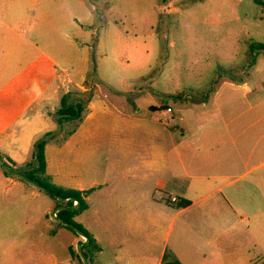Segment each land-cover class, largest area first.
<instances>
[{
    "label": "crops",
    "instance_id": "obj_1",
    "mask_svg": "<svg viewBox=\"0 0 264 264\" xmlns=\"http://www.w3.org/2000/svg\"><path fill=\"white\" fill-rule=\"evenodd\" d=\"M9 3L0 0V34L11 28L4 10ZM250 55L248 70L251 64L257 66L256 52ZM87 63L85 57L83 67L73 75L78 93L72 102L83 105L75 127L60 142L50 139L44 146L45 174L53 184L89 190L86 208L72 218L99 247L87 264H160L165 249L181 264H264L249 255L246 248L250 245L243 246L251 238V225L235 230L228 220L240 213L248 221H256L254 228L264 231V95L260 97L255 85L245 81L224 83L231 96L223 101L232 104L242 99L245 108L206 118L202 113L206 104L196 99L201 103L193 105L195 112L189 109L174 116L180 125L175 136V129H169L154 114L138 117L140 108L134 102L133 111L127 113L103 98L92 82H87ZM39 69L36 64L23 67L25 74L14 88L13 100L6 92L9 87L2 83L0 133L16 125L22 129L28 126L33 135L57 129L45 128L47 119L39 113L26 115L45 89ZM253 74L264 85V61ZM238 90L240 98L234 95ZM248 95L254 97L252 104ZM114 98L117 103L129 100L123 95ZM158 108L163 109L162 115L173 113L166 105L148 109ZM217 115L220 117L215 118ZM7 158L15 165L26 163L12 155ZM12 183L21 184L17 180ZM171 197L177 201L170 202ZM182 201L185 206L178 207ZM173 227L176 234L169 249ZM45 228L52 254L45 264H76L72 251L82 238L57 222ZM198 238L205 244L197 248ZM203 247L213 248L212 256ZM234 247L242 248L236 251L237 257Z\"/></svg>",
    "mask_w": 264,
    "mask_h": 264
},
{
    "label": "rangeland",
    "instance_id": "obj_2",
    "mask_svg": "<svg viewBox=\"0 0 264 264\" xmlns=\"http://www.w3.org/2000/svg\"><path fill=\"white\" fill-rule=\"evenodd\" d=\"M7 6L4 10L11 28L0 34V87L2 83L9 87L6 92L13 100L14 88L25 74L23 67L38 65L41 87L49 90L41 91L26 115L39 113L47 119L45 128H57L52 138L56 142L77 123L73 119L58 125L55 111L61 97L71 103L77 95L73 75L83 67L85 57L87 82H92L103 98L127 113L133 111L134 102L140 108L138 117L154 114L169 129H175V136L180 125L174 116L194 111L193 105L201 103L196 99L206 104L202 109L206 118L245 108L242 99L232 104L223 101L231 96L224 83L245 81L255 85L260 97L264 95V85L253 74L264 61L263 53L256 52L257 66L246 67L253 58L248 45L264 43V7L252 0H10ZM248 72L250 77L245 79ZM116 95L129 100L117 103ZM234 95L240 98L241 91ZM246 98L253 103L252 95ZM151 105H166L173 113L162 115L163 109L151 111ZM42 135L31 134L28 126H12L0 133V156L8 161L12 155L27 162L34 142ZM8 162L16 169L22 165ZM14 180L21 184L16 186ZM55 202L36 185L5 174L0 164V264L50 262L45 226L55 223L51 217ZM228 220L235 230L251 225V238L243 246L250 245L246 248L249 255L263 261L264 231L253 227L256 221L250 222L240 213ZM175 234L173 227L169 249ZM198 239L197 248L205 244L203 238ZM238 242L235 240V246ZM255 242L257 247H252ZM239 249L233 248L235 257ZM202 250L209 256L214 251Z\"/></svg>",
    "mask_w": 264,
    "mask_h": 264
},
{
    "label": "trees",
    "instance_id": "obj_3",
    "mask_svg": "<svg viewBox=\"0 0 264 264\" xmlns=\"http://www.w3.org/2000/svg\"><path fill=\"white\" fill-rule=\"evenodd\" d=\"M255 4L264 7L263 0H252ZM263 51L264 52V43H251L248 45V52L252 54L253 52ZM83 109L81 101L68 103L65 99V96L61 98L60 106L56 109V121L58 125H61L62 122L79 119L80 113ZM55 132H46L39 139L34 142L33 151L29 161L21 165L18 171L31 179L37 187L42 190H49L52 194V198L61 199V202H55V207L63 206L55 214L56 216L64 223L71 224L78 228L82 234L87 238V243L81 246V250L84 258L87 263H91L95 256V253L99 251V247L93 237L78 223L72 220L73 216L86 208L85 197L87 196L89 190L78 191L74 189L63 188L53 184L50 181V178L45 174V157H44V146L45 144L53 138ZM13 167V166H12ZM5 174L17 175L5 170ZM21 180H24L18 177ZM73 201L76 202V208L72 209L70 206L73 205ZM186 202L182 201L178 203V207L185 206ZM59 225L73 232L67 225L59 223ZM74 233V232H73ZM73 256L76 257L78 263L83 264L80 257L78 256L76 250L72 251ZM160 264H181L179 260L167 249H165Z\"/></svg>",
    "mask_w": 264,
    "mask_h": 264
},
{
    "label": "water",
    "instance_id": "obj_4",
    "mask_svg": "<svg viewBox=\"0 0 264 264\" xmlns=\"http://www.w3.org/2000/svg\"><path fill=\"white\" fill-rule=\"evenodd\" d=\"M0 164H1V166H2L5 170H7V171H9V172H11V173L17 175L18 177H20V178H22V179H24V180H26V181H28V182H30V183L36 185L31 179H29L28 177L22 175V174L18 171V169L13 168V167H11L9 164H7V163L3 160V158H2L1 156H0ZM41 189H42V188H41ZM43 191H44L45 193H47L49 196L52 197V194H51V192H50L49 190H43ZM53 199H54L56 202H61V201H62L61 199H56V198H53ZM62 207H63V206H57V207L54 209V211L51 213V217H52V219H53L55 222H57V223H62V224L67 225V226H68V227H69V228H70L75 234H77L78 236H80V237L82 238V240H81V241H78L77 244H76V252H77L78 256L80 257L82 263H83V264H87V261H86V259H85L84 256H83V253H82V250H81V246L84 245V244H86L88 240H87V238L82 234V232H81L78 228H76L75 226H73V225H71V224H66V223L62 222V221L56 216L55 213H56L60 208H62ZM70 208H72V209L76 208V204H73L72 206H70Z\"/></svg>",
    "mask_w": 264,
    "mask_h": 264
},
{
    "label": "built area",
    "instance_id": "obj_5",
    "mask_svg": "<svg viewBox=\"0 0 264 264\" xmlns=\"http://www.w3.org/2000/svg\"><path fill=\"white\" fill-rule=\"evenodd\" d=\"M167 111H170V109H167ZM176 201H177L176 198H174V197H171V198H170V202H176ZM73 204H76V202L73 201Z\"/></svg>",
    "mask_w": 264,
    "mask_h": 264
}]
</instances>
